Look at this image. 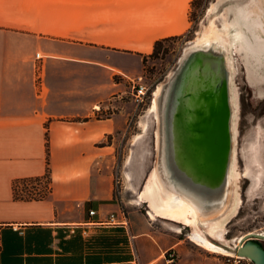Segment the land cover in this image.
Instances as JSON below:
<instances>
[{
	"label": "crops",
	"instance_id": "0c3cea01",
	"mask_svg": "<svg viewBox=\"0 0 264 264\" xmlns=\"http://www.w3.org/2000/svg\"><path fill=\"white\" fill-rule=\"evenodd\" d=\"M191 1L0 0V264H230L114 198L133 81L157 39L187 32ZM47 131L52 195L16 200V178L46 172ZM38 225L52 238L28 240Z\"/></svg>",
	"mask_w": 264,
	"mask_h": 264
},
{
	"label": "rangeland",
	"instance_id": "374dc122",
	"mask_svg": "<svg viewBox=\"0 0 264 264\" xmlns=\"http://www.w3.org/2000/svg\"><path fill=\"white\" fill-rule=\"evenodd\" d=\"M190 15L191 23L187 32L164 42L163 49L156 56L145 58L140 73L143 75L141 82L149 87L148 95L151 96L153 90L155 93L153 99L149 98L146 103L138 104L135 101L137 108L130 121L129 130L116 139L113 171L117 201L120 205H124L128 218L149 216L152 206L144 196L154 182L157 139L156 113L149 111V108L153 104L161 82L166 78L187 43L214 34L225 35L230 44L236 105V145L233 164L236 195L233 207L212 228L203 229L197 224L196 219L191 222L167 217L161 210L159 215L153 218L151 227L156 233L177 230L180 237L189 240L192 232H200L210 240L215 238V242L239 253L237 250L240 247L239 236L255 227H257L255 231L264 232V60L261 66L251 64L247 44L250 34L238 24L233 0H198L190 9ZM133 98L135 100L134 95ZM144 122L146 128L142 127ZM237 210H242V216H235ZM230 219L236 221V226L243 231L231 232L227 236V231L231 228ZM254 219L261 222H254ZM147 222L148 220L141 221V226L144 227V224L147 226ZM148 226L150 227L149 224ZM193 244L202 252L221 257L226 263L257 264L254 259L248 257L222 254L195 242ZM243 248H257L264 251V240H247Z\"/></svg>",
	"mask_w": 264,
	"mask_h": 264
},
{
	"label": "water",
	"instance_id": "95a60500",
	"mask_svg": "<svg viewBox=\"0 0 264 264\" xmlns=\"http://www.w3.org/2000/svg\"><path fill=\"white\" fill-rule=\"evenodd\" d=\"M154 100V177L161 194L187 204L199 226L212 228L230 212L236 195V105L227 37L214 34L187 43ZM245 238L237 250L262 258L264 251L243 248Z\"/></svg>",
	"mask_w": 264,
	"mask_h": 264
},
{
	"label": "bare ground",
	"instance_id": "6f19581e",
	"mask_svg": "<svg viewBox=\"0 0 264 264\" xmlns=\"http://www.w3.org/2000/svg\"><path fill=\"white\" fill-rule=\"evenodd\" d=\"M234 1V12L239 25L243 26L250 34L248 37L247 44L250 51L251 64L261 66L264 60V0H233ZM158 92V91H157ZM156 92V93H157ZM149 111L155 112L156 104L155 100L152 102ZM154 114V113H153ZM143 128H146V122L143 123ZM155 176V175H154ZM145 199L150 202L151 210L150 215L155 218L159 215V210L165 213L167 217L176 220H188L194 222L195 216L192 209L187 204L172 203V201L165 199L161 194L159 185L157 184L155 177L151 189L146 191ZM191 215V216H190ZM194 217V218H193ZM179 227V226H178ZM190 237L193 241L198 244L216 251L218 253L227 254L231 256H242L251 259H258L257 264H264V256L258 258L252 256L243 250L237 253L236 250L217 243L214 240H210L208 237L202 235L200 232H192ZM236 244V243H235ZM248 249V248H246Z\"/></svg>",
	"mask_w": 264,
	"mask_h": 264
},
{
	"label": "trees",
	"instance_id": "16d2710c",
	"mask_svg": "<svg viewBox=\"0 0 264 264\" xmlns=\"http://www.w3.org/2000/svg\"><path fill=\"white\" fill-rule=\"evenodd\" d=\"M198 0H192L191 1V8L196 4ZM190 21H191V15H190ZM181 35L177 36H170V37H164V38H159L155 41L153 51L150 53V56H156L161 52V50L164 47V42L178 38ZM146 56H144V62H145ZM52 174H51V166H50V142H49V132L47 131V168L46 172L42 175H36V176H25V177H20L16 178L13 181V197L16 200H44L48 199L52 195ZM32 184V185H31ZM33 184H36L34 186ZM114 198L118 199L117 196V191L116 187L114 190ZM123 210H125L124 205H121ZM35 228V227H34ZM38 228L36 231L29 232L27 234L28 240H47L48 237L52 238V233L50 229H45L43 227H40L38 225ZM118 230L124 232V227L119 226ZM17 235V234H15ZM61 237L63 236V233H59ZM18 236V235H17ZM17 236H12V237H17ZM106 241L107 243H110V240H103ZM112 242L116 243H129L128 237L127 236H121L119 240H113ZM111 242V243H112ZM61 245L63 247V240L61 241ZM70 246H68L69 248ZM4 257H8V254L6 253ZM6 264H8V260L5 261ZM63 260L58 262V264H62ZM20 264H24L23 261H20ZM27 264H36V263H31V260L27 262Z\"/></svg>",
	"mask_w": 264,
	"mask_h": 264
},
{
	"label": "built area",
	"instance_id": "2783aa9c",
	"mask_svg": "<svg viewBox=\"0 0 264 264\" xmlns=\"http://www.w3.org/2000/svg\"><path fill=\"white\" fill-rule=\"evenodd\" d=\"M38 55L40 56V53H38ZM142 79H143V76H138V78H135L133 81V87H132L133 95L135 97V101L138 104L146 103L149 98L153 99V96L155 93V90H153L152 95L151 96L148 95L149 87L147 86L146 83L141 82ZM95 213H96V210H94V209L90 210V214H95ZM111 219L112 220H118L113 214L111 216ZM169 256H170L169 258L171 259V261H173L176 259L177 253L174 251H171V252H169Z\"/></svg>",
	"mask_w": 264,
	"mask_h": 264
},
{
	"label": "flooded vegetation",
	"instance_id": "af4514ba",
	"mask_svg": "<svg viewBox=\"0 0 264 264\" xmlns=\"http://www.w3.org/2000/svg\"><path fill=\"white\" fill-rule=\"evenodd\" d=\"M241 212H242V210H237V212H236V214H235V216H242V214H241ZM243 217H244V215H243ZM232 219H230L229 220V222H231L230 223V225H231V228H229L228 229V231H227V236L231 233V232H241V231H243V230H240L239 228H238V226H236L237 225V222L236 221H231ZM254 222H261L260 220H255L254 219ZM257 224V223H256ZM257 227H255V229H256ZM255 229H252V230H248V231H246L243 235H241V236H239V240H242L244 237H246L244 240V244L247 242V240H253V239H258V240H264V237H260V236H257V234H264V232H257V231H255Z\"/></svg>",
	"mask_w": 264,
	"mask_h": 264
}]
</instances>
